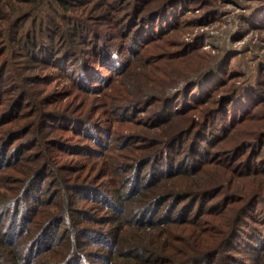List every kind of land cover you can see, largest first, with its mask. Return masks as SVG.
<instances>
[{
  "label": "trees",
  "instance_id": "16d2710c",
  "mask_svg": "<svg viewBox=\"0 0 264 264\" xmlns=\"http://www.w3.org/2000/svg\"><path fill=\"white\" fill-rule=\"evenodd\" d=\"M95 1L94 6L87 7ZM256 1L259 12H264V0ZM208 4V0H0V115L11 119L0 121L1 127L8 126V138L0 145V169L4 171L27 160L10 149V140L20 142L16 147L22 146L23 139L37 146L48 128L68 135V152L111 156L115 137L110 126L86 117L84 111L74 112L68 108L71 103L63 107L56 96L48 99L42 95L44 89L30 91L25 82L43 84L34 73L37 69L47 68L48 76L61 78L67 85L52 95L65 96L69 90L67 96L78 92L87 97L106 96L112 80L129 72L139 81L150 75L148 67L152 64L158 76L169 72V82L159 81L149 97L140 86L135 93L107 101L113 122L134 123L138 113L148 112L145 126L168 130V137L149 141L151 151L136 158L126 171L129 175L119 180L120 188L112 192L93 187L75 191L82 196L80 200L96 202L101 207L97 211L104 210L109 220L119 223L110 230H85L71 224L59 241L53 242L73 203L66 195L61 206L47 212L43 206L49 201H37L40 188L35 182L51 169L48 154L36 162L30 181L15 195L0 193V245L6 244L13 264H88L90 260L105 264H114L113 260L123 264H264V117L257 119L264 110V64L257 68V75L251 69L244 72L227 57L230 51L210 57L180 38L169 39L188 23L185 16L195 8L207 14ZM81 6L85 7L83 12L79 11ZM95 11L98 14L91 17L79 15ZM101 23H108L117 34L103 31L96 25ZM249 25L264 30V17ZM163 42L175 51L167 48L150 53ZM196 54L199 64L183 70V74L170 64ZM139 64L144 66L142 72L136 71L137 66L141 68ZM10 81L8 90L4 86ZM179 81H183L182 87ZM113 91L117 94L116 88ZM221 92L226 94L219 96ZM26 105L29 111L23 113ZM184 119L186 123L181 126ZM129 138L131 135L123 141L130 142ZM54 142L52 148H64L58 147L59 141ZM210 168L218 173L204 185L184 188L173 183ZM123 190L128 193L125 198ZM26 201L31 210V202L39 204L36 213L47 217L40 223L44 225H40V232H26L21 226L38 225L39 218L34 220L32 213L15 211ZM131 202L135 204L132 214L138 220L134 224L138 244L129 241L131 234L126 229L132 220L125 216V205ZM12 210L16 214L10 213ZM117 214L123 217L116 219ZM184 224L205 226L208 235L200 240L191 233L187 248L181 254H175L173 248V254L167 249V227ZM68 233L70 239L62 247ZM92 245L100 252L92 254ZM60 247L63 251L58 255ZM40 250L44 256L38 254ZM233 251L245 252L247 258L235 256ZM104 252L108 257H100ZM182 254L186 256L180 257ZM1 256L0 264H12Z\"/></svg>",
  "mask_w": 264,
  "mask_h": 264
},
{
  "label": "rangeland",
  "instance_id": "374dc122",
  "mask_svg": "<svg viewBox=\"0 0 264 264\" xmlns=\"http://www.w3.org/2000/svg\"><path fill=\"white\" fill-rule=\"evenodd\" d=\"M208 1L209 6L207 9V14L204 15L203 12L199 10V7L195 8L193 11L189 12L185 16V19H187V22L191 25L187 23L174 35L170 36L169 39L171 41H174L176 38H180V40L184 41L186 45H190L195 49H200L203 55H207L210 57H218L219 55L224 54L226 50L228 52L230 51V53L228 54L229 56L227 55V57L231 58L232 63L236 64L238 69H241L244 72L249 71L251 69L254 74H256L257 68L264 64V30L257 29L255 28V26L249 24H256L261 18L264 17V12H259V2L256 0ZM96 3L97 1H95L94 3H90L87 7H92ZM99 7H97V9H99ZM83 8L85 7L81 6V8H79V11L83 12ZM97 11L91 13L86 12L79 15L83 18L91 17L98 14ZM248 16H251L249 20L250 23L247 20ZM244 21L246 22L244 23ZM96 25H98L99 28H101L103 31H109L110 34H117L115 29L108 28V23H101ZM118 42L121 44V41ZM165 43H167L168 46L170 45L169 42ZM167 48L169 50L171 49V51L173 52L175 51V48H172V46L165 47L163 42L162 45L158 44L154 46L151 49L152 51H150V53H158L160 51L164 52ZM170 57H173V54H171ZM126 58L129 59V56H127ZM2 59L0 61H2ZM199 61V54H196L189 55L183 60L177 62L171 61L170 64L172 67H175L177 69V73L183 74V70L185 71L188 68H193V66L199 64ZM153 65L154 64L148 67L151 71L150 75L140 77L139 81L135 80L136 77H134L133 74H129L130 72L126 73L125 75L119 78H114L110 84L111 89L109 88L106 90V93H109L106 96L104 95L105 93H101L99 97H87L83 93L81 94L78 92L75 93V95L72 94L73 96H71V94L70 96H67L70 93L69 90H65V96L61 94L52 95L54 93L57 94L60 90L62 91V89L64 88L66 89L67 85L61 78L55 79L48 76L49 70H47V68L37 69L36 71H34L35 75H38L39 81H43V84H38L36 86V84H30V81L25 82V85H30L29 88L30 91L32 90L31 92H34L36 88L44 89L42 95L48 97V99L56 96L58 97L56 100L61 101V105H63V107L68 106V104L71 103L68 108H70L74 112L80 113L81 111H84L86 117L94 118L97 121L104 122L106 126H110V130H112L115 137L114 145L110 150L111 156H109L108 158L99 157L98 155L93 154L91 156H89L90 154H87L85 156L81 152H68V150H66V147L68 145L67 141L69 140L68 135L64 132H56V130L53 128H51L53 130H48L49 128L45 131L43 130L44 134L42 135L40 144L37 146H32L33 144H29L28 141H25V139H23V141L21 142L22 146L19 145L16 147V145H18V143L20 142H16L17 140L15 142L10 140V143H12L10 149H13V151L15 150L14 153L20 157L21 155H23L21 158H27V160L23 164H18L16 166L11 167L10 169H6L5 171L3 169H0V193H7L8 196L15 195L22 187L26 185L25 183L28 182V179L30 181V174L33 173V168H35L37 164L36 162H39L43 158V156L46 157L48 154H50L49 156L52 159L50 165L51 169L46 170L45 173L40 177V180H37L35 182L37 187L40 188L37 201H49V203H45V205L43 206L47 212H49L50 209H55L56 205L61 206L63 201H65L66 195L70 198L71 205L73 203V206H71V213L69 212V218H67L65 223H63L61 228L56 232V239H54L53 242H58L64 231L72 227L73 224V228L81 227L85 230L87 228H94V230H110L115 225H117L119 223V220H109L111 219V217L108 216L107 212H105L104 210L102 211V209H99L101 207L97 206L96 202L86 200L85 198L84 200H80L83 199L82 196L77 194V192L75 191L84 189V187H93L99 189V191L112 192L113 190L120 188L119 186H117L119 180L122 181L124 176L129 175V172L126 171H128L130 166L133 165L136 158H141L145 156V153H148V149H150L151 151L153 146H148L150 144L149 141L151 139H166L168 137V132H166L168 130L149 129L145 126V119L149 115L148 112L141 114L138 113L135 116L136 121L134 123H117L112 121L109 112L110 107L107 106V101L109 103H112L113 96L116 97L120 94L126 96L129 93H135V90L138 89V87L140 86H142L141 92H143L145 96H148L149 94H152L151 90L156 85L160 84V82H169V72L165 74L161 72L162 75L158 76L157 73H153V70H156L153 69L156 67ZM139 66H141V68H138L137 66L136 71L140 70L142 72V67L144 66H142L141 64H139ZM27 69L29 68H26V73L29 72V70ZM131 77H134V80L130 79ZM49 82L50 84H47ZM11 83V81L8 85L6 83L4 87L10 90ZM178 85L182 87L183 81H179ZM1 87H3L2 84ZM115 88L117 90V94H114V91L111 93V91ZM121 91L123 92L121 93ZM225 94L226 92H221L218 95L222 96ZM28 111L29 107L28 105H26L23 108L22 112L25 113ZM30 112L32 113L33 111ZM262 115H264V110L261 111L260 117H257V119L264 117ZM2 120L5 122L11 121V119L5 120L4 117L2 118L0 115V121ZM185 123V119L180 121L181 126L183 124L185 125ZM7 127L8 126L6 124L3 127L0 126V145L2 144V141L8 138V135L6 134V129H8ZM127 135H131V138H129V140L131 141L128 143L123 141V138ZM73 140L74 142L79 141L76 139ZM54 141L61 142H58V147L64 148H52L51 143H53ZM82 143L85 142L82 141ZM153 149L157 150L156 147ZM10 153H12V150L9 151V155ZM117 159L119 162L117 161ZM17 162H19V160ZM217 173L218 170L210 168L207 172L200 173L194 178L179 179L173 181V183H175L177 187L182 186L184 188L197 185L198 183L204 185L208 181H210L211 178ZM126 191L127 190H123V198L128 196V193ZM74 195H76L75 198ZM52 201L53 203L51 204ZM23 204L26 206L28 204V201L24 202ZM30 205L33 207L32 210L27 206L23 209L22 206L20 207L19 211L16 209L15 211H17V213H26V215L28 213H32L31 216L34 217V220L39 218V223L37 222L36 224L38 225L36 226L33 224H25L21 226L26 227V232L34 229H36L37 232H40L42 228L40 227V225H42L40 223H42L47 217L46 215L40 216L38 213H36V211L41 208L39 204L31 202ZM125 206V209L127 210L125 216L127 218L131 217L130 220H132L130 222H127L129 226H126V229L129 231L128 234H131L129 237V241L138 244L140 239H138L136 236L137 229L135 227L137 225H134L135 222H138V220H136L137 215L132 214V211H134L133 208L135 204H132L131 202V204L127 203V205ZM97 207H99L98 211L96 210ZM15 211L12 210L10 213L14 212L13 214H16ZM6 217L7 215L4 216V218ZM120 217L123 216L121 214H117L116 219H120ZM167 228L168 230L166 234L169 237V240L167 239L169 241L167 249H169V252L171 253H173L172 251L176 250L175 254L176 252L181 254V251L187 248V245H189L188 241L191 233L195 232L196 237L198 236V239L200 240H204L208 235L207 228L205 226L195 228L192 225L189 226L184 224L181 226L172 225ZM84 232L86 233V231ZM198 232L199 235H197ZM122 235H124V233ZM15 237L17 238L15 240V243L18 244V240L20 239L19 235ZM64 239L65 241H61L63 243L62 247H65V242H67V239H70L69 233L68 235L65 234ZM161 241L162 239L159 242ZM62 247H60V249L58 250V255H60L61 251H63L61 249ZM90 247H93L90 251L92 254H97L100 252V250L97 249V246L92 245ZM173 248L175 250H172ZM41 251L42 250H40L38 254L44 256L45 252ZM232 253H234V255L238 257H246L245 252L239 253L233 251ZM1 255L6 257L10 261V263L12 262V257H10V255L8 254V248L5 243L0 245V257H2ZM25 255H23L24 259H26ZM28 255L30 254L28 253ZM58 255L56 256L57 260H59ZM88 256L92 257L90 255ZM101 256L108 257L106 252L100 254V257ZM185 256V254H182L180 257ZM217 261L218 259L215 260V262ZM31 263L37 264L35 261ZM87 263L105 264L103 261L97 260H90ZM113 263L123 264L124 262L122 260H113ZM40 264L45 263L42 262ZM251 264L256 263L252 262Z\"/></svg>",
  "mask_w": 264,
  "mask_h": 264
}]
</instances>
